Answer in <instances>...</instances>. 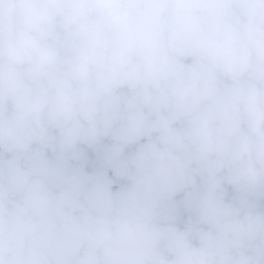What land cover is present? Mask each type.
<instances>
[{"label":"clouds","instance_id":"obj_1","mask_svg":"<svg viewBox=\"0 0 264 264\" xmlns=\"http://www.w3.org/2000/svg\"><path fill=\"white\" fill-rule=\"evenodd\" d=\"M0 264H264V0H0Z\"/></svg>","mask_w":264,"mask_h":264}]
</instances>
